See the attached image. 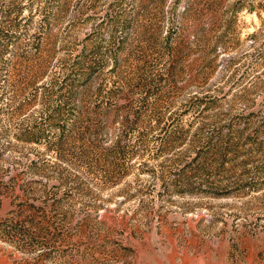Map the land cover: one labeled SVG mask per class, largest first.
<instances>
[{"label": "rangeland", "instance_id": "1", "mask_svg": "<svg viewBox=\"0 0 264 264\" xmlns=\"http://www.w3.org/2000/svg\"><path fill=\"white\" fill-rule=\"evenodd\" d=\"M42 3L0 0V264H264V0Z\"/></svg>", "mask_w": 264, "mask_h": 264}, {"label": "trees", "instance_id": "2", "mask_svg": "<svg viewBox=\"0 0 264 264\" xmlns=\"http://www.w3.org/2000/svg\"><path fill=\"white\" fill-rule=\"evenodd\" d=\"M35 1L36 0H26V2L20 3V2H18V0H14L16 6L12 5V7H11L12 10H9V12L10 13L14 12L15 18L10 19L9 15H5V17H6L5 21L9 18L10 20L7 22L16 27L17 26L16 21L27 20V18H28L27 16H22L23 13L26 11V8L31 9V11H32V9L35 10V8H37V10H39V13L42 14V21L43 22L41 25H43V26L46 25L47 22H49L48 21V15L46 13L47 7H49V5L46 3H42V4L35 6L36 5ZM44 11H45V13H43ZM126 23L127 22L124 21L121 24H118L117 26L126 27ZM40 34H41V32L39 33V35ZM3 40L13 41L14 38L8 37L6 35V37ZM3 40L0 36V42L1 41L3 42ZM102 44L103 43L100 42L97 45H93L91 50H89L95 56V61L93 63V66H94V64H96L97 66L98 65L101 66V65L105 64L106 63L105 54H106V52H108L111 54L110 55L111 56L110 61L113 64L111 69H115L114 67L117 65V61H118L116 49L121 44V41H119V40L117 41L116 37L112 36L111 39L107 43H105L104 47ZM6 46H8L7 43H6ZM86 49L87 48L85 46L84 50H86ZM3 51H4V49L1 50V46H0V60L3 58L1 55L3 53ZM50 54H51V52H50ZM87 59H89L88 56L85 58V60H83L81 58V55L78 56V60H79L78 63L80 64L78 69H80L81 77H84V76L92 73L91 68H93V67L88 66L89 62L87 61ZM82 64L87 65L84 68L85 70L81 69ZM42 74H44V73H42ZM37 76H38V78H40L39 74ZM44 86H45V84L40 85V87H44ZM30 103H33V102H30ZM63 103H66V102H63ZM62 108H63V106H60L59 108L55 109L54 112L46 115V118L45 117L42 118L45 121L44 123L46 126H42V125L40 126L38 123L36 128L31 129L27 132H24L23 135H25V133H27L26 135H27L28 139L34 143L45 142L46 149L55 148L58 151H61L65 147V145L67 144L68 139H70V137L66 135V131L64 132L63 127H62L63 122L60 119ZM57 123H59V126H57ZM75 125H76V123H75ZM43 127H48V128H43ZM72 130H74V127ZM83 156H86V153H83ZM119 165H120L119 163L116 164V166H118V167H119Z\"/></svg>", "mask_w": 264, "mask_h": 264}]
</instances>
